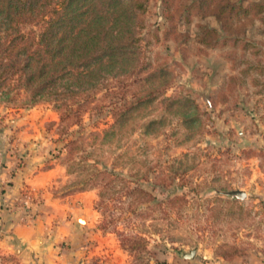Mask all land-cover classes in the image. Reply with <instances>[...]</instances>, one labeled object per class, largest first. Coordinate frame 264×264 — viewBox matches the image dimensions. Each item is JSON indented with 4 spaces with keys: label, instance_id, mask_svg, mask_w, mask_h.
I'll return each instance as SVG.
<instances>
[{
    "label": "rangeland",
    "instance_id": "rangeland-1",
    "mask_svg": "<svg viewBox=\"0 0 264 264\" xmlns=\"http://www.w3.org/2000/svg\"><path fill=\"white\" fill-rule=\"evenodd\" d=\"M188 1L167 0V8L148 0L140 30L149 67L160 66L169 81L166 95L186 101L141 106L124 117L118 136L93 133L113 122L111 94L98 92L90 104L97 106L80 122L61 120L45 96L15 89L0 95L1 146L13 150L16 165L57 166L44 190L21 188L16 209L31 217L47 193L56 198V221L76 222L79 264H264V74L239 72L245 63L232 68V57L256 62L252 48L198 42L200 24L221 32L215 15L180 10L169 19ZM246 35L264 49L263 23L256 20ZM141 89L123 87L121 101ZM71 139H78L76 164L68 155ZM83 161L116 171L154 198L130 208L123 191L101 195L110 177ZM233 188L246 197L222 192ZM125 236L141 237L142 244L131 246ZM193 248L192 257L183 255Z\"/></svg>",
    "mask_w": 264,
    "mask_h": 264
},
{
    "label": "trees",
    "instance_id": "trees-1",
    "mask_svg": "<svg viewBox=\"0 0 264 264\" xmlns=\"http://www.w3.org/2000/svg\"><path fill=\"white\" fill-rule=\"evenodd\" d=\"M162 1L170 8L167 0ZM147 2L0 0V95L15 89L16 93L25 90L31 97L45 96L53 103L61 120L68 118L80 122L84 112L97 106L90 104L99 99L98 92L102 91L103 96L111 94L114 101L109 113L113 122L101 132L93 133L113 137L121 133L124 117L155 99L167 105L182 103V96L166 95L169 81L160 72V66L150 68V62L144 57L140 30L144 27L143 13ZM182 8L168 13L169 19L172 20L180 10L215 15L221 32L200 24L198 42L211 47L237 45L244 51L252 48L257 61H237L232 57V68L245 63L239 72L246 74L255 68L264 74V49L258 45L262 41L256 42L246 35L248 26L256 20L264 24V0H189ZM236 77V74L230 75L233 80ZM154 78L157 83L152 87L147 83ZM137 84H142V93L134 91L130 101H121L123 87ZM77 140L71 139L67 143L73 164L79 163L71 155L74 145H78ZM85 158V155L80 157L81 160ZM81 166L108 175L110 178L104 186L107 190L101 191V195L123 191L130 208L139 200L154 198L150 191L138 184L131 186L114 170L99 169L86 161ZM114 177L121 179V184L115 183ZM124 238L130 240L131 246L142 244L141 237Z\"/></svg>",
    "mask_w": 264,
    "mask_h": 264
},
{
    "label": "crops",
    "instance_id": "crops-1",
    "mask_svg": "<svg viewBox=\"0 0 264 264\" xmlns=\"http://www.w3.org/2000/svg\"><path fill=\"white\" fill-rule=\"evenodd\" d=\"M0 139V259L2 264H79L76 222L58 220L57 199L45 196L39 211L23 215L15 203L23 186L43 189L57 166L35 170L16 165L15 154ZM44 190V189H43Z\"/></svg>",
    "mask_w": 264,
    "mask_h": 264
},
{
    "label": "water",
    "instance_id": "water-1",
    "mask_svg": "<svg viewBox=\"0 0 264 264\" xmlns=\"http://www.w3.org/2000/svg\"><path fill=\"white\" fill-rule=\"evenodd\" d=\"M224 194L232 197V198H239V199H244L247 195V192L243 189L240 188H233V189H229L226 191H222ZM196 249H190V251L188 252H184L183 255L185 257H192L195 254Z\"/></svg>",
    "mask_w": 264,
    "mask_h": 264
}]
</instances>
